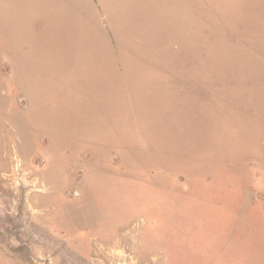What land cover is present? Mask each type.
Instances as JSON below:
<instances>
[{
  "label": "rangeland",
  "instance_id": "obj_1",
  "mask_svg": "<svg viewBox=\"0 0 264 264\" xmlns=\"http://www.w3.org/2000/svg\"><path fill=\"white\" fill-rule=\"evenodd\" d=\"M80 1L97 43L81 41L76 74L60 73L58 52L31 53L35 39L16 58L0 26V264H264V0ZM44 38L57 50L58 36ZM29 78L45 106L32 110ZM59 104L80 127L69 130L97 127L101 142L124 149L93 157L50 145L57 125L46 111ZM91 161L100 168L86 169ZM86 204L102 221L76 217Z\"/></svg>",
  "mask_w": 264,
  "mask_h": 264
},
{
  "label": "crops",
  "instance_id": "obj_2",
  "mask_svg": "<svg viewBox=\"0 0 264 264\" xmlns=\"http://www.w3.org/2000/svg\"><path fill=\"white\" fill-rule=\"evenodd\" d=\"M77 2V6L74 9H71L70 6H68V4H64L61 8L62 11V20L61 23L59 24L58 28L60 31L59 34V46L57 47V50H53L51 46H49V44H47V41L44 38V35L41 37L42 40L45 41V43H41L40 42V37L36 32H39V29L36 27L37 25H35L32 21L28 20L27 17L25 15H19V14H15V9L12 5H9V7H7L6 3L3 0H0V26L2 24H7V26L10 27V30L13 32H11V38L16 40L17 45H16V53H14V55L17 58V53H18V48L21 47L23 49L25 48V43H23V40L25 38H30L29 41L31 40H36L34 43V49L31 50V53H33L34 51L39 52V53H43L45 56V53H50L52 57L58 56L55 52H58V54L61 57H58V70L60 71V73H62V70H67L69 69L71 66H74V73L76 74L78 72V70H80V66H84V64L81 62V60H83V54H82V49L80 46L81 45V41L87 37V40L96 42L97 37L93 34V33H86L85 30L82 29V25L84 26V24H82V22L80 23V16L84 15V10L81 8V4L82 2L80 0H76ZM4 16V17H3ZM6 17V18H5ZM92 19V17H91ZM93 20V19H92ZM92 20H90L92 22ZM95 22V20H93ZM86 22V21H83ZM70 23V25H69ZM87 24V23H86ZM81 26V27H80ZM36 27V28H35ZM97 43V42H96ZM63 45V46H62ZM67 45V46H66ZM26 47H29L26 45ZM90 51L88 53H92L95 52L97 54V50L96 49H89ZM105 53H101L100 55L102 56L101 58L104 59V61L106 60H110L113 61L114 60V56H116V53H114V51L112 49H106L104 51ZM81 55V58H79V56ZM1 56V55H0ZM43 56V57H44ZM74 56H78L76 58H74ZM1 61V60H0ZM3 61V60H2ZM76 66H75V65ZM12 67H14V71H16L17 75H16V79L20 80V84H16V88L17 87H23L25 86L22 82V77H24V73L22 72L26 66H20L15 62L12 63ZM52 68H57V64L54 60V62L51 64ZM126 67V66H125ZM149 67L148 69H145V71L147 73H153V72H157L158 70L156 69V66H146ZM22 68L21 70H18ZM112 65L110 66V68H106L105 70L102 68L103 72H106L108 74L111 75L112 70ZM28 75L27 76H31V72L28 71ZM137 72V71H135ZM160 74L162 73L161 71L159 72ZM19 74V77H18ZM137 75V74H136ZM134 76V78H136L137 76ZM148 76V75H147ZM118 78H120L119 76H116ZM27 84L29 86V88H33L32 86V78L29 80H27ZM108 81V80H106ZM122 84H125L124 82ZM127 84V83H126ZM128 85L133 86L131 84L128 83ZM123 88L126 87L124 85H122ZM158 87H167V88H172L171 82L168 81L164 84V81L160 80ZM156 89L157 92H159V89ZM27 89V88H26ZM129 92V95L133 92L129 91V88L123 89L121 93L122 97H127L126 94L127 92ZM31 92V99H30V105L32 110L35 109V106L39 103L44 104V106L46 105L45 103H43L41 96H40V92L38 90H36L35 88H33L32 90H30ZM199 92V91H198ZM172 93V92H171ZM134 95V93L132 94ZM34 107V108H33ZM47 107V106H46ZM57 112L56 117L52 116L51 112ZM46 120H48V123L50 121V124L52 125H57L55 128L56 129H49V132L47 133V142L50 145L53 146H58L61 147L65 150H70V151H89L90 155H92L93 157H96L98 151H122L124 149L123 147V141L119 142L117 145H115V147L113 148L110 145H107L105 142H101V138L99 137L101 135L100 131L96 128L93 127V129L87 133V131L85 132H77L75 130H69V128L75 127L76 129L80 128L79 125L76 124V120H73V122H71L72 120H70V116L67 114V109L64 105L59 104L58 108H54L52 110L47 108L46 111ZM97 112H100L99 109L97 108ZM104 113V112H102ZM33 114V113H32ZM36 114L32 115L35 116ZM44 117V116H43ZM75 119V118H74ZM89 121L86 122V125ZM58 123L60 125V127L58 126ZM65 125L63 127H61L62 125ZM67 124V125H66ZM85 127V126H84ZM127 144V143H125ZM60 150V148H59ZM109 166V165H108ZM90 168H100L98 165H96L95 162L91 161L89 162V164L87 165L86 169H90ZM90 173V172H89ZM67 175V172H66ZM80 205L79 207V212L76 214V217H84L83 218V222H91L92 218L95 217V219L97 218V221H102V215L96 211L95 209L91 208V209H87L88 208V204H86L84 207ZM88 210H90V214L87 213ZM81 220V219H80ZM92 223V222H91ZM69 224V229H72V223H68ZM67 231V230H65ZM65 236L66 238H70L71 240H73L76 235H74V230L73 231H67L65 232Z\"/></svg>",
  "mask_w": 264,
  "mask_h": 264
},
{
  "label": "bare ground",
  "instance_id": "obj_3",
  "mask_svg": "<svg viewBox=\"0 0 264 264\" xmlns=\"http://www.w3.org/2000/svg\"><path fill=\"white\" fill-rule=\"evenodd\" d=\"M4 1V0H3ZM139 1V0H138ZM141 1H143V0H141ZM5 2V1H4ZM129 2V1H128ZM133 2H135V0L133 1ZM133 2H131L130 4H134ZM145 2V1H144ZM143 2V3H144ZM6 3H15V4H18V5H23V6H27L28 7V9H29V13H28V16H29V18L30 19H32L33 18V23L35 24V25H37V26H42V29H40L39 30V32L38 33H40V34H47V35H50V36H58L59 37V34H60V31H59V28H58V26H59V24L61 23V20H62V11H61V8H62V6L65 4H68V6H70V8L71 9H74L76 6H77V2H76V0H6ZM140 3V2H139ZM138 2L135 4L136 6H138L137 4H139ZM130 4H128V5H130ZM142 4V3H141ZM140 4V5H141ZM135 5L134 6H132V7H135ZM150 4H148V6H149ZM179 5V4H178ZM177 5V6H178ZM147 6V7H148ZM140 6H138V8H139ZM137 8V9H138ZM142 8V7H141ZM141 8L140 9H138V11L139 10H141ZM136 9V8H135ZM157 9V8H156ZM162 10V9H161ZM134 11V14H136L135 12V10H133ZM142 11V10H141ZM151 11V10H150ZM149 11V12H150ZM158 11V10H157ZM160 11V10H159ZM139 13H142V12H139ZM156 13V12H155ZM154 13V14H155ZM160 13V12H159ZM163 15V13H160V15ZM144 15V14H143ZM146 15V14H145ZM144 15V16H145ZM149 15H152L153 16V14H152V12H151V14H149ZM156 15H157V13H156ZM155 15V16H156ZM161 15V16H162ZM159 16V15H158ZM161 16H160V18H161ZM164 16V15H163ZM162 16V17H163ZM141 17V16H140ZM146 17V16H145ZM172 17V16H171ZM137 18H138V16H137ZM147 18H149L148 16H147ZM159 18V17H158ZM159 18V19H160ZM151 19V18H150ZM149 19V20H150ZM156 19H157V16H156ZM159 19L158 20H156V21H159ZM153 20V19H152ZM161 20V19H160ZM171 20V19H170ZM163 21V20H162ZM161 21V22H162ZM173 21V20H172ZM142 22V24H143V21H141ZM155 22V21H154ZM161 22L159 23V22H157V23H159V24H161ZM168 22V21H167ZM152 23H153V21H152ZM169 23H170V21H169ZM168 23V24H169ZM155 25V27L153 26V28L154 29H157L156 28V26L158 27V25L159 24H156V22L154 23ZM163 24H164V22H163ZM69 25H70V23H69ZM167 25V24H166ZM36 26V27H37ZM169 26H170V24H169ZM35 27V28H36ZM141 27V26H140ZM160 27H162V25L160 26ZM173 27V26H172ZM38 28V27H37ZM146 28V27H145ZM151 28V30L153 29L152 27H150ZM163 28V27H162ZM164 28H165V26H164ZM170 28H171V26H170ZM179 28V27H178ZM161 28H159V30H160ZM168 29H169V27H168ZM145 30V29H144ZM158 30V29H157ZM165 30H166V28H165ZM146 31H147V29H146ZM156 31V30H155ZM162 31V30H161ZM167 31V30H166ZM168 31H171V30H168ZM181 31V30H180ZM151 32V31H150ZM152 32H154V30H152ZM151 32V33H152ZM175 32V31H174ZM178 32V31H177ZM163 33H165L164 31H163ZM175 34V33H173V32H170V34ZM179 33V32H178ZM182 33V32H181ZM148 34V33H147ZM156 34V33H155ZM155 34L153 35V33L151 34V35H153V36H155ZM159 34V33H158ZM170 34H168V35H170ZM181 35V34H180ZM157 36V35H156ZM173 36L174 35H172V38H173ZM159 37H160V35H159ZM170 37H171V35H170ZM155 37H153V39H154ZM157 38H158V36H157ZM162 38V37H161ZM177 38V37H176ZM176 38H174L173 40H175ZM179 38V37H178ZM160 39V38H159ZM167 40H170L169 38L167 39ZM172 40V39H171ZM172 40V41H173ZM229 40V39H228ZM158 41H160V40H158ZM162 41V40H161ZM176 41V40H175ZM218 42H219V39L217 40ZM170 42V41H169ZM217 42V43H218ZM235 42H237V41H235ZM59 43V42H58ZM167 43V42H166ZM170 43H173V42H170ZM169 43V44H170ZM179 43H181V42H179ZM168 44V43H167ZM182 44V43H181ZM259 45H260V42L258 43ZM57 45H59V44H57ZM179 45V44H178ZM191 45V44H190ZM189 45V46H190ZM221 45V44H220ZM50 46L52 47L53 45L52 44H50ZM63 46V45H62ZM67 46V45H66ZM195 47H196V45H194ZM193 45H192V48L194 47ZM240 46V45H239ZM188 47V46H187ZM191 47V46H190ZM198 48V47H197ZM188 49H189V47H188ZM183 50H186V49H183ZM191 50V49H190ZM189 50V51H190ZM197 50V49H196ZM232 50V49H231ZM243 50V49H242ZM177 51H179V50H177ZM198 51V55L200 54L199 53V50H197ZM233 51V50H232ZM193 52V51H192ZM218 52V51H217ZM228 52V51H227ZM237 52H239V51H236V53ZM184 53V57L186 56L185 55V52H183ZM187 53H188V51H187ZM173 54H176V53H173ZM191 54V53H190ZM196 54V55H197ZM220 54V53H219ZM235 54V53H234ZM166 55V54H165ZM164 55V56H165ZM197 55V56H198ZM217 54H215L214 56H216ZM167 56V55H166ZM165 56V57H166ZM172 56V55H171ZM180 56V55H179ZM178 56V57H179ZM194 56H195V54H194ZM193 56V58L195 59L196 57H194ZM238 56H241V55H238ZM183 57V56H182ZM192 57V56H191ZM199 57V56H198ZM213 57V56H212ZM211 57V58H212ZM225 57V56H224ZM232 57H233V55H232ZM243 56H241L240 57V59L242 58ZM0 58H1V56H0ZM215 58V57H214ZM213 58V59H214ZM218 58V57H217ZM230 58V57H229ZM236 58V57H235ZM244 58V57H243ZM183 59V58H182ZM185 59H187V58H185ZM188 59H189V57H188ZM198 59V58H197ZM231 59V58H230ZM178 60V59H177ZM181 60V59H180ZM179 60V61H180ZM184 60V59H183ZM191 60H193V59H191ZM211 60V59H210ZM216 60V59H215ZM246 60V59H245ZM183 62H185V60L183 61ZM229 62H230V60H229ZM239 62V61H238ZM244 62V61H243ZM219 63H221V62H219ZM209 64H210V61H209ZM212 64H215V63H212ZM234 64H236V63H234ZM217 65H219V64H217ZM216 65V66H217ZM238 65V64H237ZM209 66H211V65H209ZM215 66V67H216ZM222 66V65H221ZM220 66V67H221ZM239 66V65H238ZM250 66H252V65H250ZM249 66V67H250ZM255 66V65H254ZM223 67V66H222ZM244 67V66H243ZM210 68V67H209ZM208 68V69H209ZM240 68H242L241 67V65H240ZM245 68V67H244ZM253 68V66L251 67V69ZM254 68H256V67H254ZM215 69V68H214ZM219 69V68H218ZM226 69V68H225ZM246 69H247V67H246ZM228 70V69H227ZM234 69H232V71H233ZM238 70V69H237ZM256 70H257V68H256ZM255 69H254V71H256ZM219 71V73H221L220 72V70H218ZM253 71V70H252ZM258 71V70H257ZM218 73V74H219ZM223 74L225 73L224 72V70H223V72H222ZM234 73V72H233ZM214 74V73H213ZM256 74V73H255ZM257 75V74H256ZM221 76H222V74H221ZM173 77H174V75H173ZM176 77H178V76H176ZM212 77H214V76H212ZM219 77V76H218ZM224 77V76H223ZM225 77H226V74H225ZM244 77H246V75H244ZM257 77H259L258 75H257ZM261 77V76H260ZM179 78V77H178ZM185 79V78H184ZM217 79H220V78H217Z\"/></svg>",
  "mask_w": 264,
  "mask_h": 264
},
{
  "label": "built area",
  "instance_id": "obj_4",
  "mask_svg": "<svg viewBox=\"0 0 264 264\" xmlns=\"http://www.w3.org/2000/svg\"><path fill=\"white\" fill-rule=\"evenodd\" d=\"M73 194L76 195V194H77V191L74 190V191H73Z\"/></svg>",
  "mask_w": 264,
  "mask_h": 264
}]
</instances>
